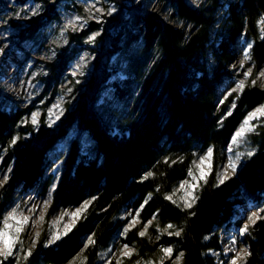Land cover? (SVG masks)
<instances>
[{
    "label": "trees",
    "instance_id": "16d2710c",
    "mask_svg": "<svg viewBox=\"0 0 264 264\" xmlns=\"http://www.w3.org/2000/svg\"><path fill=\"white\" fill-rule=\"evenodd\" d=\"M27 1L40 4L42 12L22 23L20 44L33 41L57 22V6L65 0ZM110 1L117 8L113 16L69 34L68 44L45 65L41 83L50 104L71 63L83 52L93 56L90 75L73 108L55 125L42 124L37 130L21 126L32 110L3 104L0 96V163L4 170L12 165L11 178L0 190V218L30 196L43 199L56 183L47 219L57 209L96 199L87 218L55 245L44 247L42 236L28 264H68L93 233L96 243L84 253L86 264H96L99 253L115 238L135 249L132 263L155 258L161 246H173L174 257L184 253L181 264H214L209 250L220 251L219 233L238 224V210L264 206V127L249 135L255 155L246 159L236 177L214 187L231 134L248 112L264 104V88L248 81L232 115L218 125L228 110L218 107L217 99L234 86L230 67L245 46L244 39L253 43L252 79L264 66V39L257 24L264 15V0H203L198 8L186 0H154L167 6L173 18L191 25L189 31L165 21L160 13H144L136 0ZM96 31L101 35L95 44L85 43ZM121 67L124 75L114 80ZM108 87L114 100L130 107L115 125L100 112L101 107L106 111L100 99ZM236 96L229 98L230 103ZM17 134L21 139L4 153ZM66 141L65 153L57 154L59 144ZM210 146L215 171L201 185L193 208L180 209L165 197L186 180L195 158ZM149 171L153 176L142 179ZM145 199L141 223L157 214L148 235L140 237L136 227L126 237L119 236L124 226L121 212L139 208ZM169 223L183 229L181 236L159 235ZM242 239L252 253L247 264H264V221Z\"/></svg>",
    "mask_w": 264,
    "mask_h": 264
},
{
    "label": "snow or ice",
    "instance_id": "6c2138e0",
    "mask_svg": "<svg viewBox=\"0 0 264 264\" xmlns=\"http://www.w3.org/2000/svg\"><path fill=\"white\" fill-rule=\"evenodd\" d=\"M86 2L85 11L89 13L87 19L82 16H75L70 18L63 24L61 27L60 35L63 37L65 33L69 30L76 32L83 30L89 20H93L96 23L102 24L103 17H111L117 12V8L115 6H110L106 10L103 7H97L96 4L99 3V0H93L92 3ZM197 7L200 6V0H193ZM145 10L149 7V5H143ZM152 7H155V3L153 0ZM39 14V5L30 9V15L35 16ZM17 18L20 17V13H16ZM25 19L30 18L29 15L24 16ZM261 39H264V15H261L257 21ZM191 25H188V28L191 29ZM101 35V31H96L87 37L85 43L87 44H95L97 37ZM243 39V37H242ZM245 46L241 50L242 59L239 60V69H237L236 65L233 64L232 68L236 71L237 76L242 75V79H238L235 81V87L231 88L230 91L224 95V98L219 101V105H224L225 101L232 96L233 93H236L237 96L235 99L231 101V105L228 108V111L224 113L221 119L218 121V125H222L224 119L228 116L232 115L233 110L236 108V100L239 98V95L242 94L246 88L247 82H251V86L255 87L262 78H264V69H260L258 73H256L255 79H252L253 72L255 69V64L252 59V50L253 43L244 39ZM65 43L67 40L65 39ZM6 46V45H5ZM4 49L0 48V54H3ZM56 55L53 51L51 56L45 57L46 59H51ZM87 53L80 57L79 62L75 65L74 70L71 75L73 78L79 76H84V69L87 68ZM246 64L250 65L241 73V69H245ZM33 78L36 73H33ZM24 82L22 81L21 84ZM30 86L31 80L27 82ZM76 84L81 83L79 79L75 80ZM68 93H71L73 89L69 87L67 89ZM31 95V93H29ZM61 101L63 97L59 98ZM43 103V101L41 102ZM57 110L54 112L53 110ZM64 113V108L61 106V103H56L52 105L51 108L48 109V126H53L56 121L60 119V117ZM40 116L41 113L39 111L31 113L29 118H25L21 120V125H27L29 122L33 126V128H38L40 124ZM55 116V119L52 117ZM258 127H264V104L259 105L254 110L247 113L241 121L240 125L236 128V130L231 134L230 140L227 142V153H229L227 157V164L223 166L221 171H216V184L214 187H219L225 184L230 179L236 177L240 171V167L245 159L251 158L255 155V149H249L247 151H238L237 149L247 143L248 137L250 134H256ZM21 137L17 134L12 136L8 147L3 149V152L6 153L9 148L14 147ZM3 159V156L0 155V160ZM168 162V158H165V163ZM172 163H175L173 161ZM195 169V171L193 170ZM56 171V169H54ZM214 169V149L213 147H208L203 155L198 157V162L193 161V166L188 169V176L191 180H184L180 183L179 191H183L184 195L181 197L183 201V209L190 210L193 208L194 204L197 202L199 197L196 195V191L201 187V182L204 184L208 183V178L213 174ZM12 172V165L10 164L7 171L0 172V188L4 187L10 180V173ZM153 176V172L149 171L145 174L142 179H147L148 177ZM58 178V177H57ZM56 184L52 185V188L49 192V197L43 200L41 203L33 202L31 207H29V201H32V197L30 196L28 200H24L22 203L17 202L13 206L10 207L9 210L5 212V214L0 218V264H28L29 258L32 257L33 252L36 250L37 245L40 242V238L42 235V231L38 230L30 237V247H24V238L27 233L31 232L32 228L36 226L37 222L41 225V229L43 225L46 223V215L48 208L51 204V194L55 191ZM175 195V192H173ZM151 194H149V197ZM96 197H92L91 199L85 200L80 203L78 207H75L74 210H62L60 214L52 221V225L55 227L48 228V238L44 242V247H50L51 245L56 244L58 241L68 236L69 233L73 231V229L77 226L78 222L87 218V212L95 201ZM165 199L172 200V196H166ZM175 203V201H172ZM148 203V199L140 204L139 208L130 210L127 213L125 219H127V223L123 230L119 233V236L126 237L127 234L137 226V224L141 223L140 214L144 209L145 205ZM252 206L249 205V208ZM25 212L29 214H25ZM134 213V214H133ZM194 215V213H190ZM156 213L153 214L152 220L156 218ZM67 222L65 221V218ZM243 219V223H241L236 229L233 230V233L229 236L226 242H224L223 252L216 253L212 250L209 252L217 256L219 259V264H247L248 258L252 255L249 247L243 243V239L248 235H250V230L257 225L258 222L264 221V206H257L255 210L250 211V213L244 219L243 215L241 216ZM152 220H149L147 223L143 224V228L138 232L140 237H145L148 235V230L150 225L152 224ZM62 224V228L60 225ZM176 228V225L171 223L167 224L164 232H167L168 236H181L183 229L172 231ZM159 231V228L157 229ZM95 234H91L87 236L86 242L84 243L81 252L77 254V256L73 257L69 264H86L87 256L84 253L91 246H94L96 243ZM209 237L205 236L204 239H208ZM157 240L160 239L159 236L156 237ZM241 245L240 247H237ZM159 251L163 253V256L159 258L158 264H165V258L171 261V264H181L182 258L184 256L183 252H180L178 255L174 257V247L161 246ZM135 251L131 248L127 243L122 244L119 248L113 250L110 248L108 250L109 258L105 260V264H124L125 260H130L133 255H135ZM222 255V259H220ZM174 257V258H173ZM135 264H141L139 260L135 261ZM145 264H154L153 261H146Z\"/></svg>",
    "mask_w": 264,
    "mask_h": 264
},
{
    "label": "rangeland",
    "instance_id": "374dc122",
    "mask_svg": "<svg viewBox=\"0 0 264 264\" xmlns=\"http://www.w3.org/2000/svg\"><path fill=\"white\" fill-rule=\"evenodd\" d=\"M92 2L93 0H87V3H92ZM186 2L194 8H198L196 4L193 2V0H186ZM154 3H155V7H152L153 0H136V5L138 4L144 13H147V14H150L153 12L160 13L163 19L171 23L172 25L179 27V28H185L187 31L190 30L188 28V24H185V22L175 17L173 18L172 11L167 6H164L163 4H160V3H156L155 1ZM145 4L149 5L147 10H145V8L143 7V5ZM202 4H203V0H200V6ZM36 5H39V14H40L42 12V6L38 3H34L32 1H27V0H0V48L4 49L3 54H0V96H1V101L3 102V104H6L8 106L12 102L14 106H19L20 108H26V109L30 108L32 110L31 113L39 111L41 113V116L39 118L41 121L39 124V127H40L42 124L48 126V122H47L48 121V109L51 108L52 105L58 102L61 103V106L64 108L63 115L69 109L73 108L78 98L80 88L87 82V79L90 75L91 68H92V62H93V56L89 52H83L71 63L70 70L68 71L66 77L63 79L62 83L58 87L56 98L50 104H48L49 95H46V96L43 95L44 88L42 86L41 79H42L43 74L45 73L44 71L45 65L49 61H51L55 56L51 59H46L45 57L51 56L53 51L57 54L59 50L64 48L68 44L69 34L80 32V31L73 32L69 30L62 37L60 35V32H61V27L63 26V24L66 23L68 19L73 18L77 15L82 16L83 18L87 19L89 13L85 11V8H86L85 0H65L59 3L57 6V9L59 12V20L57 22L53 23L47 29L43 30L33 41H27L26 43L20 44L18 33L22 29V25H23L22 23L34 17L30 15V9L35 7ZM96 6L103 7L106 10L108 7L115 6V5L110 0H99V3H97ZM16 13H20L19 18H17ZM26 14L29 15L30 18L25 19L24 16ZM106 18L107 16L103 17V21ZM91 22H95V21L89 20L87 26L84 29L88 28ZM65 39L67 40V43H65ZM85 53L88 54V56L86 57L88 61L87 68L84 69L85 75L84 76L77 75V77L73 78L71 73L74 70L75 65L79 62L80 57L83 56ZM240 59H242L241 53L239 54L236 61L233 63L236 65L237 69H239ZM248 66L250 65L246 64L245 69L240 70L241 73L244 70H246ZM230 69L235 74V81L243 78L242 75L241 76L236 75V71L232 68V66L230 67ZM262 69H264V66ZM33 73H36L34 78L32 75ZM124 73H125V70L124 68L121 67V69H119V73L114 76V80L120 79L121 76L124 75ZM76 79H79L81 83L76 84L75 83ZM29 80H31L32 86H30L27 83ZM22 81L24 82L23 84H21ZM235 81H234L233 87H235ZM257 85H259L261 88H264V78L258 81ZM69 87L73 89L71 93H68L67 91ZM230 90L231 89H228V90L224 89L222 91V94L217 99L218 107L223 106V105H219V101L223 99L224 95H226L227 92ZM29 93H31V95H29ZM232 95H237V94L233 93ZM60 97H63L62 101L59 99ZM229 98L224 103V110H228V108L231 105ZM42 101L43 103H41ZM100 102L101 104H105V106H107V107L104 106V108H106V111H104L102 107L100 108V112L103 118L107 120L108 122H112L113 125L117 123V120L119 119V117H121L122 115L128 114L130 111V107L124 108L121 104H119L118 101L113 99L111 87H108L105 90V92L102 94ZM53 111L57 112V110L55 109ZM31 113L27 115L25 118H29L31 116ZM52 119H55V116H53ZM58 121H56V123ZM21 126L31 127L33 130H37L39 128L38 127L34 129L30 122L27 125H21ZM29 137L30 135L25 136L26 139H28ZM72 137L73 135L70 138ZM68 144H69V141L59 144L56 150V153L59 155L65 153V151L67 150ZM249 149H254V148L251 142L249 141V137H248L247 143L241 145L237 150L247 151ZM228 155L229 153H227V151L225 150L226 157H225L224 163L220 166L218 171H221L223 169V166L227 164ZM199 156L200 155H198L195 158L196 162H198ZM246 159L247 157H245L240 167V170L243 168L244 164L246 163ZM55 169L56 171H54V173H57L59 170V163ZM193 170L195 171V169ZM4 171H7V170H4L1 167V163H0V172H4ZM186 179L191 180L189 176ZM202 184L203 182H201V185ZM2 188H0V190ZM179 188H180V183L173 191L175 192V195H173V192H172L169 196H172V200H170L171 202L175 201L174 204L178 206L180 209H183V201L181 200V197L184 195V192L179 191L178 190ZM200 188L196 191V195L199 192ZM49 192L41 200L32 199V201H29L28 206L31 207L33 202L41 203L43 200L49 197ZM52 195H53V192L51 194V201H52ZM50 207H51V204L48 208L47 215L49 213ZM255 209H256V206L251 207V208L245 207L243 209L238 210V213L236 214V219L238 220V224L231 225L228 228H224L223 230L220 231L219 233L220 251H214V252L216 253L223 252L224 242L227 241L229 236L233 233V230L236 229L241 223L244 222L243 219H241V216L243 215L244 219H246V216L250 213V211H253ZM62 210H65V209L55 210L48 219L46 215V223L43 225L42 229H41V225L39 224V222H37L36 226L32 228L31 232L27 233V235L25 236L24 247L28 248L31 246L30 237L35 233V231H38V230L42 231L41 237L44 236V240L46 241V239L48 238V228L50 226L53 228L55 227L54 225H52V221L60 214ZM67 210H74V208H68ZM128 211L129 210H123L119 217L120 220L124 221L123 228L125 227L127 223V219H125V217L127 216ZM25 214H29V213L25 212ZM67 219L68 218L66 217L64 222H67ZM143 224L144 223L137 224L136 227L139 228V231L142 230ZM60 227L62 228V224L60 225ZM176 230L177 229H173L172 231H176ZM159 235L168 236L167 232H164L163 230L161 233H159ZM148 238L150 239L151 236H148ZM121 245L122 244L115 238L112 241V244L107 249L99 253L96 264H105V260L109 258L108 250L110 248L115 250L119 248ZM240 246L241 245H238L237 247H240ZM161 256H163V253L159 251V253L156 254L155 258L138 259V260L141 262V264H145V262L149 260L153 261L154 264H158L159 258ZM210 257L214 260V264H219V259L217 256H214L210 253ZM222 258L223 257L221 255L220 259ZM131 260L132 258L130 260H125L124 264H135V261L132 263ZM113 264H114V258H113ZM165 264H171V261L165 258Z\"/></svg>",
    "mask_w": 264,
    "mask_h": 264
}]
</instances>
